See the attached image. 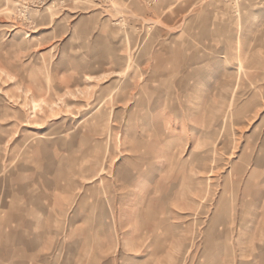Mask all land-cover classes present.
Masks as SVG:
<instances>
[{"label":"rangeland","instance_id":"obj_1","mask_svg":"<svg viewBox=\"0 0 264 264\" xmlns=\"http://www.w3.org/2000/svg\"><path fill=\"white\" fill-rule=\"evenodd\" d=\"M187 1L193 8H176ZM117 6L116 0H0V212L9 204L14 187L8 181L16 170L35 171L41 178L49 167L60 186L57 198L40 206L55 212L56 227L77 228L84 184L111 176L124 145L119 132L127 129L121 112L125 106L111 101L116 92L101 93L104 85L121 76L80 74L79 69L100 65L96 62L102 51L103 69L116 65L118 55L127 52L126 44L117 40L128 27L124 18L150 20L152 39L162 18H222L228 12L223 8L230 7L245 41V56L236 59L240 68L231 75L229 121L222 136L213 140L214 152L202 161L199 156L200 165H209L199 176L208 182L193 191L188 187L198 202L193 209L181 206L174 198L176 187L164 183L136 187L130 216L108 223L117 239L101 255L112 264H222L224 253L226 259L250 257L255 243H264V0H134L131 11ZM171 29L174 32L175 26ZM133 30L135 36L142 33L137 25ZM140 44L133 45L135 64ZM149 45L154 67L159 64L158 43ZM148 77L152 89L172 84L161 82L155 73L135 74L136 95ZM70 145L71 153L66 150ZM144 172L141 177L147 181L158 173L155 181L166 182V171H152L150 162ZM26 207L22 202L17 208ZM183 210L190 212L182 216ZM75 236L64 235L71 257L79 250ZM55 250L62 256L61 247Z\"/></svg>","mask_w":264,"mask_h":264},{"label":"crops","instance_id":"obj_2","mask_svg":"<svg viewBox=\"0 0 264 264\" xmlns=\"http://www.w3.org/2000/svg\"><path fill=\"white\" fill-rule=\"evenodd\" d=\"M116 1L119 10L134 9V0ZM184 4L185 7L177 3L176 8H193L188 1ZM142 9L145 8L142 6ZM223 9L228 12H224L222 18L189 17L175 21L162 18L155 24L158 34L152 39L148 33L150 20L124 18L128 27L122 30L117 40L126 44L127 52L118 55L116 65H108L109 70L103 69L102 51L100 62H96L100 65L96 64L94 69L92 66L79 69L80 74L121 76L104 85L101 93L104 95L108 90H114L116 93L111 101H121L118 105L125 106L121 112L125 114L123 121L126 119L127 129L119 132L122 133L123 150L117 154L110 177H96L97 183L84 184L77 214L80 225L73 230L70 226L56 227L55 212L46 205L40 206L41 202L57 198L60 185L51 177L54 170L48 167L41 178L35 171L26 174L16 170L14 178L8 181V185L14 187L9 191V204L0 212V264H112L108 256L101 255V251L111 248L117 239L116 231L108 223L115 218L130 216L129 203L134 200L136 187H155L163 183L175 186V200L181 206L194 208L198 195L192 189L196 190L207 180L200 178L198 172L209 166H202L200 162L214 152L213 140L222 136L224 124L229 121L226 113L231 102V75L240 68L241 63L236 59L245 56V47L241 45L245 41L231 17L230 7ZM103 24L104 20L101 21ZM136 25L142 27V33L138 32L140 35L137 36L131 33ZM172 26H175L174 32ZM98 38L96 42H99ZM135 41L143 43L138 51V64H135ZM150 41L158 43L159 64L154 67L149 62ZM95 58L99 60L98 49ZM151 73L160 75L161 82H172L171 86L152 89L148 77L136 95L135 74ZM95 143L100 147L103 144ZM71 147L66 149L69 153ZM200 155H203L201 161ZM96 161L99 169L103 163L102 155ZM148 162L152 171H166V182L155 181L159 178L158 173L148 181L141 177ZM22 202L27 204L26 211L17 208ZM124 210L128 213H120ZM189 212L183 210L181 215L186 216ZM72 233L78 235L75 240L79 250L75 257L70 256V243L64 241V235ZM60 247L62 256L55 252ZM221 263L264 264V243L256 242L250 257L226 259L224 253Z\"/></svg>","mask_w":264,"mask_h":264},{"label":"bare ground","instance_id":"obj_3","mask_svg":"<svg viewBox=\"0 0 264 264\" xmlns=\"http://www.w3.org/2000/svg\"><path fill=\"white\" fill-rule=\"evenodd\" d=\"M27 222V221H26Z\"/></svg>","mask_w":264,"mask_h":264}]
</instances>
